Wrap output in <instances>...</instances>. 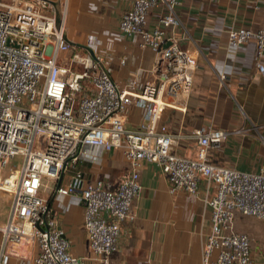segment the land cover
Here are the masks:
<instances>
[{"label": "built area", "instance_id": "obj_1", "mask_svg": "<svg viewBox=\"0 0 264 264\" xmlns=\"http://www.w3.org/2000/svg\"><path fill=\"white\" fill-rule=\"evenodd\" d=\"M181 3L133 0L120 16L118 33L136 39L153 62L148 79L135 72L119 85L108 75L110 59L101 42L89 35L82 46L70 45L61 23L55 28L51 3L0 0V170L21 159L11 187L0 178V192L7 196L0 264L11 256L27 264H83L68 252L69 243L49 211L52 200L76 192L90 259L108 264L119 225L134 218L130 209L141 191L138 171L145 163L158 167L170 193L194 196L201 187L209 229L200 264H254L248 237L233 223L238 214L264 224V172L218 167L207 157L226 137L243 131L193 129L194 156L172 152L182 136L167 130L166 110L184 112L196 69L192 52L179 46L187 40L177 15ZM152 11L155 21L148 26ZM226 39L234 48L252 43L255 70L264 74V28H230ZM217 80L221 84L224 76ZM130 107L140 116L126 129ZM96 151H117L128 165L114 189L100 180L84 181L77 169L79 163L93 164ZM68 173L67 184L58 185Z\"/></svg>", "mask_w": 264, "mask_h": 264}, {"label": "crops", "instance_id": "obj_2", "mask_svg": "<svg viewBox=\"0 0 264 264\" xmlns=\"http://www.w3.org/2000/svg\"><path fill=\"white\" fill-rule=\"evenodd\" d=\"M44 1L63 11L61 25L70 36L98 38L109 55L106 66L115 83L124 84L135 72L141 79L149 78L153 62L150 51L140 49L136 39L117 31L120 16L133 0ZM177 15L187 36L179 46L192 52L196 69L184 112L166 110L167 130L182 136L172 152L194 156L196 146L189 137L193 129H240L242 134L229 135L217 149L208 151L209 162L242 172H264V74L255 70L252 43L234 48L226 39L230 28H264V0H182ZM154 21L152 11L148 26ZM121 58H125L123 65L118 63ZM261 61L264 67V53ZM218 75L224 76L221 84ZM139 116L140 111L130 107L125 128H132ZM95 157L93 164H78L82 179L100 180L105 188L114 189L128 173V165L117 151H96ZM138 172L141 191L130 209L134 218L119 225L117 249L108 264H200L201 245L209 229V211L201 201V187L194 196L170 193L156 165L142 164ZM69 177L70 173L64 174L58 185L67 184ZM49 211L69 243L68 252L82 258L83 264H98L91 261L86 247L78 193L52 200ZM233 226L248 237L253 263L264 264V224L235 214ZM6 264L27 263L11 256Z\"/></svg>", "mask_w": 264, "mask_h": 264}, {"label": "rangeland", "instance_id": "obj_3", "mask_svg": "<svg viewBox=\"0 0 264 264\" xmlns=\"http://www.w3.org/2000/svg\"><path fill=\"white\" fill-rule=\"evenodd\" d=\"M61 13V11H60ZM61 18H62V13H61ZM63 32L66 36L67 39H69L68 41L71 42L73 45H77V46H82L85 41L86 38L88 36H70L64 25L62 27ZM94 37V36H93ZM95 38V37H94ZM98 39V38H96ZM71 40V41H70ZM76 71H78L79 69H74ZM21 163V159L19 157L14 158L12 161H10V163L3 169L0 170V178H1V183L4 187H11L14 183V168H18L20 166ZM42 195H46V193H42ZM7 201V196L0 192V222L1 221H5L6 219V215H7V206H6V202Z\"/></svg>", "mask_w": 264, "mask_h": 264}, {"label": "water", "instance_id": "obj_4", "mask_svg": "<svg viewBox=\"0 0 264 264\" xmlns=\"http://www.w3.org/2000/svg\"><path fill=\"white\" fill-rule=\"evenodd\" d=\"M51 5H52V7H54V25H55V28H58L60 26V23H61V13H60V10L56 6H54V4L51 3ZM63 37L65 40H67L64 32H63ZM69 44L73 45L70 42H69ZM73 46H76V45H73ZM83 49L89 54L90 57H93L92 52L89 49H86V48H83Z\"/></svg>", "mask_w": 264, "mask_h": 264}]
</instances>
